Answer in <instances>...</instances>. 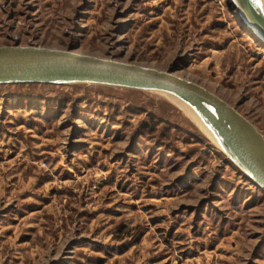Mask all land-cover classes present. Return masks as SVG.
<instances>
[{"label": "rangeland", "instance_id": "obj_1", "mask_svg": "<svg viewBox=\"0 0 264 264\" xmlns=\"http://www.w3.org/2000/svg\"><path fill=\"white\" fill-rule=\"evenodd\" d=\"M5 45L172 71L264 135V43L231 0H0ZM0 264H264V191L165 94L0 84Z\"/></svg>", "mask_w": 264, "mask_h": 264}, {"label": "water", "instance_id": "obj_2", "mask_svg": "<svg viewBox=\"0 0 264 264\" xmlns=\"http://www.w3.org/2000/svg\"><path fill=\"white\" fill-rule=\"evenodd\" d=\"M238 16L264 43L261 0H231ZM98 83L165 92L188 105L220 148L264 191V135L235 107L172 71L41 46H0V84Z\"/></svg>", "mask_w": 264, "mask_h": 264}, {"label": "bare ground", "instance_id": "obj_3", "mask_svg": "<svg viewBox=\"0 0 264 264\" xmlns=\"http://www.w3.org/2000/svg\"><path fill=\"white\" fill-rule=\"evenodd\" d=\"M262 2V1H261ZM262 7L264 10V3H262ZM238 14V13H237ZM253 33V32H252ZM254 34V33H253ZM255 35V34H254ZM256 38H258L257 35H255ZM79 52V51H77ZM159 92V91H157ZM161 94H165L167 96H169L179 107H181L185 112H187L188 115H190L201 127L202 129L205 130L206 133L210 134V137L216 141V139L214 138L213 134L208 130V128H206V126H204V124L202 123V121L200 120V118L196 115V113L188 106L186 105L184 102H182L181 100H179L178 98H176L175 96H172L168 93L165 92H159ZM217 142V141H216ZM218 143V142H217ZM219 145V144H218Z\"/></svg>", "mask_w": 264, "mask_h": 264}]
</instances>
